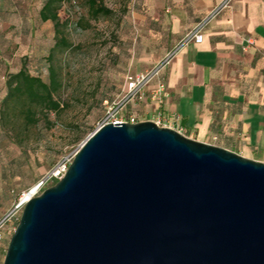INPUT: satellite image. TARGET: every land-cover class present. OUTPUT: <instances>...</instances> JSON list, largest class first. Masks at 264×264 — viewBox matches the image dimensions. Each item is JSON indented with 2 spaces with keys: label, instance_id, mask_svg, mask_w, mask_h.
Listing matches in <instances>:
<instances>
[{
  "label": "water",
  "instance_id": "95a60500",
  "mask_svg": "<svg viewBox=\"0 0 264 264\" xmlns=\"http://www.w3.org/2000/svg\"><path fill=\"white\" fill-rule=\"evenodd\" d=\"M3 264H264V162L108 123L25 204Z\"/></svg>",
  "mask_w": 264,
  "mask_h": 264
},
{
  "label": "rangeland",
  "instance_id": "374dc122",
  "mask_svg": "<svg viewBox=\"0 0 264 264\" xmlns=\"http://www.w3.org/2000/svg\"><path fill=\"white\" fill-rule=\"evenodd\" d=\"M98 1L112 12L94 15L90 0L62 4L60 36L69 45L54 48V22L40 17L45 0H0V109L8 76L21 68L49 81L54 67L62 82L57 97L63 103L48 119L39 112L40 121L34 125L25 123L20 105L12 106L5 126L0 123V219L62 157L81 147L102 123L108 103L124 98L126 74L134 72L129 63L139 50V0ZM138 112L145 116V111ZM233 151L264 162V149ZM18 222L3 233L0 264Z\"/></svg>",
  "mask_w": 264,
  "mask_h": 264
},
{
  "label": "crops",
  "instance_id": "0c3cea01",
  "mask_svg": "<svg viewBox=\"0 0 264 264\" xmlns=\"http://www.w3.org/2000/svg\"><path fill=\"white\" fill-rule=\"evenodd\" d=\"M220 1L139 0V50L129 68L139 72L166 59ZM204 34L203 42H189L169 58L162 110L179 116L174 126L197 140L264 149V0H235ZM157 110L148 96L138 107L144 119Z\"/></svg>",
  "mask_w": 264,
  "mask_h": 264
},
{
  "label": "built area",
  "instance_id": "2783aa9c",
  "mask_svg": "<svg viewBox=\"0 0 264 264\" xmlns=\"http://www.w3.org/2000/svg\"><path fill=\"white\" fill-rule=\"evenodd\" d=\"M234 1L235 0H221L217 5H215L211 11L204 18H202L180 41L175 51L169 54L168 57L160 63L139 72H127L124 85V98L121 101H112L111 103H108L105 118L99 127L114 122L137 123L143 120H153L160 126L172 127L186 135L181 127L174 126V122L179 119V116L172 117L162 110L164 102L170 95L166 82L162 78L163 70L168 63L169 58L183 46L187 45L189 42H203L205 37L204 30L209 22L220 15L224 10L232 7ZM72 2H76V0H72ZM247 41L248 44L254 43L251 38L247 39ZM155 80L157 81L156 85L148 91L150 85ZM147 96L158 106V110L151 117V119H144L145 116L141 117L137 110ZM128 105H130V107L126 109ZM79 149L80 148L62 157V159H60L52 167V169H50L47 175L29 190V193L31 194L29 199L39 195L40 192L47 187L49 182L54 184L58 180L62 179L68 171L69 166L77 155ZM24 196L25 193H23V195L18 199L14 207L0 219V241L4 237L3 233L7 226L20 220L22 210L25 204L29 201V199H26ZM12 229L15 230L16 227L14 226Z\"/></svg>",
  "mask_w": 264,
  "mask_h": 264
},
{
  "label": "trees",
  "instance_id": "16d2710c",
  "mask_svg": "<svg viewBox=\"0 0 264 264\" xmlns=\"http://www.w3.org/2000/svg\"><path fill=\"white\" fill-rule=\"evenodd\" d=\"M65 1L67 0H45L40 10V17L43 21L51 20L54 22L58 37L54 48L60 45H69L67 38L60 36V28L64 23L60 17V8ZM69 1L72 2V0ZM90 10L96 16L101 13L109 14L112 12L98 0H90ZM49 72V81L30 73L26 68H21L18 72L8 76L6 81L7 94L0 109V123L3 127L10 116L12 106L15 108V106L20 105V112L27 125H34L40 121L39 112L48 119L51 113H58L62 110L63 103L57 97L62 82L54 67H51Z\"/></svg>",
  "mask_w": 264,
  "mask_h": 264
},
{
  "label": "bare ground",
  "instance_id": "6f19581e",
  "mask_svg": "<svg viewBox=\"0 0 264 264\" xmlns=\"http://www.w3.org/2000/svg\"><path fill=\"white\" fill-rule=\"evenodd\" d=\"M26 199H29L31 197V194L29 192H25V196Z\"/></svg>",
  "mask_w": 264,
  "mask_h": 264
}]
</instances>
